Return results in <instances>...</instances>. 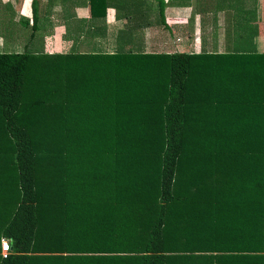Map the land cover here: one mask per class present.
Masks as SVG:
<instances>
[{"label":"trees","instance_id":"trees-1","mask_svg":"<svg viewBox=\"0 0 264 264\" xmlns=\"http://www.w3.org/2000/svg\"><path fill=\"white\" fill-rule=\"evenodd\" d=\"M1 237L0 264H264V53H0Z\"/></svg>","mask_w":264,"mask_h":264},{"label":"crops","instance_id":"crops-1","mask_svg":"<svg viewBox=\"0 0 264 264\" xmlns=\"http://www.w3.org/2000/svg\"><path fill=\"white\" fill-rule=\"evenodd\" d=\"M160 1L0 0V53H264V0Z\"/></svg>","mask_w":264,"mask_h":264},{"label":"built area","instance_id":"built-area-1","mask_svg":"<svg viewBox=\"0 0 264 264\" xmlns=\"http://www.w3.org/2000/svg\"><path fill=\"white\" fill-rule=\"evenodd\" d=\"M10 254V244L7 240L1 241V256L6 258Z\"/></svg>","mask_w":264,"mask_h":264}]
</instances>
